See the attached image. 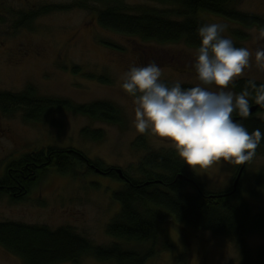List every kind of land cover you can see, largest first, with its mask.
<instances>
[{
  "label": "rangeland",
  "instance_id": "obj_1",
  "mask_svg": "<svg viewBox=\"0 0 264 264\" xmlns=\"http://www.w3.org/2000/svg\"><path fill=\"white\" fill-rule=\"evenodd\" d=\"M125 2L133 9H168L150 0ZM50 6L67 9L72 1L0 0V93L19 94L31 86L41 98L68 100L78 105L110 103L120 111L121 123L108 124L58 109L50 110L40 122L27 121L24 111L12 116L0 112V179L11 163L46 147L77 149L94 161L140 179L138 167L148 154L176 152L150 133L136 130L134 98L122 90L123 74L132 65L155 62L164 70V83L172 85L179 80L182 85L194 87L201 83L194 67L198 48L183 41L165 45L144 43L104 29L94 12L82 9L53 11L41 15L28 27H18L22 14ZM93 7L100 8L95 4ZM236 8L264 19V0H236ZM201 19L205 23L226 25L223 35L252 51V67L238 80L254 79L264 84V68L258 67L255 61L256 50L264 49V38H259L264 27L246 29L211 14H204ZM237 32L243 33L242 41L234 36ZM208 87L217 90L214 86ZM225 91L236 93L233 85ZM85 129L102 132L103 139H87L83 136ZM140 139L144 140L145 147L137 146ZM185 167L214 193L229 190L237 173L236 166L223 162L208 169ZM263 168L264 156L255 154L247 162L241 180L240 194L256 214L264 213V190L255 182ZM123 185L83 167L75 177L48 173L23 200L0 197V223L47 226L52 230L67 227L95 246L110 247L116 242L107 234V228L120 211L112 196ZM160 228L172 247L159 252L147 264H182L178 261L180 258L184 264L242 262L232 238L193 230L171 216L165 217ZM247 242L253 255L264 248L262 235H250ZM0 264L24 262L0 246ZM79 264L99 263L84 259Z\"/></svg>",
  "mask_w": 264,
  "mask_h": 264
},
{
  "label": "trees",
  "instance_id": "obj_2",
  "mask_svg": "<svg viewBox=\"0 0 264 264\" xmlns=\"http://www.w3.org/2000/svg\"><path fill=\"white\" fill-rule=\"evenodd\" d=\"M71 1L72 6L67 9L50 6L22 14L18 27H28L41 15L53 11L82 9L94 12L104 29L144 43L165 45L183 41L198 49L201 40L197 29L205 24L201 19L204 14L224 17L246 29L264 27L263 18L238 11L236 0H150L166 5V10L133 9L125 0ZM94 4L100 8L94 9ZM234 36L239 41L244 38L240 32ZM246 82L247 79L237 80L233 84L234 91L239 94ZM250 103L252 108L258 107L254 114L246 120L236 113L233 117L243 123L250 133L257 128L264 132V106L256 105L251 98ZM52 109L66 110L108 124L121 123L120 111L110 103L78 105L68 100L41 98L31 86L19 94L0 93V112L5 116L24 111L27 121L40 122ZM83 136L93 141L103 139L102 132L88 129L83 131ZM139 142L137 146L140 148L146 146L143 139ZM256 154L264 156V141L256 149ZM242 166H236L237 173L229 190L214 193L197 180L194 172L186 169L176 153L148 154L138 167L140 179L124 173L122 179L117 169L94 161L77 149H37L8 166L0 179V197L8 196L19 202L48 173L75 177L80 167L120 181L123 187L112 196L120 205V211L107 228V234L116 243L100 247L71 228L52 230L47 226L5 222L0 223V246L15 254L24 264H79L84 259H94L99 264H147L159 252L169 251L172 247L160 228L165 217L171 216L179 224L193 230L211 231L216 237L234 239L241 253V264H264V248L253 255L247 242L250 235L264 236V213H254L250 203L240 194L241 182L233 193ZM179 176H183V180ZM255 182L258 188L264 190V168ZM178 261L184 264L183 259Z\"/></svg>",
  "mask_w": 264,
  "mask_h": 264
},
{
  "label": "clouds",
  "instance_id": "obj_3",
  "mask_svg": "<svg viewBox=\"0 0 264 264\" xmlns=\"http://www.w3.org/2000/svg\"><path fill=\"white\" fill-rule=\"evenodd\" d=\"M225 31L226 25L219 22L198 27L201 45L194 67L201 83L194 87L184 88L179 80L171 86L164 83V70L155 62L132 65L122 77V90L134 98L136 130L170 146L192 169L220 162L245 165L264 141L260 128L250 133L233 117H250V98L264 106V84L248 79L239 94L225 91L252 67V51L236 47ZM259 38H264V30ZM255 61L264 68V49L256 50Z\"/></svg>",
  "mask_w": 264,
  "mask_h": 264
},
{
  "label": "water",
  "instance_id": "obj_4",
  "mask_svg": "<svg viewBox=\"0 0 264 264\" xmlns=\"http://www.w3.org/2000/svg\"><path fill=\"white\" fill-rule=\"evenodd\" d=\"M257 109H258V107L252 108L251 109V115L254 114L257 111ZM246 165H247V163L245 165H243L242 168H241V170L239 171V174H238V176H237V178L235 180V183H234V191H233V193H235L238 190V187H239L240 182L242 180L244 171L246 169ZM117 173L119 174V176L122 179H124V175H123V172L121 170H117ZM179 179L183 180V176H179Z\"/></svg>",
  "mask_w": 264,
  "mask_h": 264
}]
</instances>
